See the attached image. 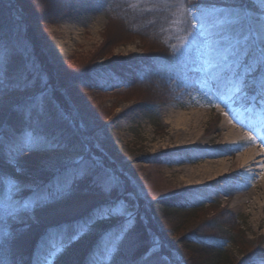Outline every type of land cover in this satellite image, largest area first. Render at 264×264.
Instances as JSON below:
<instances>
[{
	"label": "rangeland",
	"instance_id": "rangeland-1",
	"mask_svg": "<svg viewBox=\"0 0 264 264\" xmlns=\"http://www.w3.org/2000/svg\"><path fill=\"white\" fill-rule=\"evenodd\" d=\"M64 6L57 17L38 13L32 21L42 51L53 64V68L48 65V69L60 81V84H51V78L48 79L51 83H47V88L55 105H47L46 118L50 121V129L61 133L62 146L22 159V165L27 166L23 175H18L7 162L1 164L0 175L5 180L12 176L31 184L38 166L60 163L65 157L91 156L117 178L118 186L131 189L132 197L140 199L144 212L151 210L150 204L155 200L159 204L167 201L196 208V212L190 211L193 214L157 211L154 229L149 227L145 213L140 212L139 223L147 228L148 246L156 247L163 241L171 245L180 234L197 232L232 238V241L218 240L225 241L222 244L233 264L264 260V207L256 210L238 202L250 191V187L244 185L248 176L233 165L228 173L198 181L189 177L190 171L205 159L220 156L218 144L224 134L222 126L231 121L232 114H253L264 119V109L259 106L249 111L250 106L239 97L233 98L231 107L226 106L214 90L201 88L196 83L203 78V73L197 76L191 71L192 62L199 59L204 48L200 13L226 8L250 17L241 28L244 32L255 33L260 40L255 22L264 24V0H67ZM35 12L38 11L35 9ZM115 13L120 17L113 16ZM124 19H135V24ZM25 35L23 29L15 27V42H22L30 51ZM193 37L198 40L196 49L191 48ZM185 49L190 51L183 76L186 89L178 90L174 82L168 85L169 78L156 65L158 59L149 56L164 54L177 60L178 54ZM241 60L240 68L243 69L245 58L242 55ZM134 61L139 65L132 70L130 64ZM16 62H21L19 56ZM35 63L46 73L40 63ZM195 66L200 67L199 64ZM110 72L133 78L124 81ZM41 87L38 78L28 92L4 94L0 102V125L12 132L5 137L6 141L23 127L24 116L13 110V106L23 102L30 92L40 91ZM160 87L164 92H173L151 105L150 119L144 104L154 94H161ZM64 96L70 105L65 104ZM250 128L255 131L258 126ZM245 131L248 133L242 134L234 144L235 151L246 146L248 140L257 139L250 129ZM199 134L205 142L183 145L178 142L181 137ZM259 148L264 153V144ZM88 183L79 184L81 188L75 196L55 205L58 208L47 210L46 214L65 217L72 211L82 210L88 201L99 199L100 194ZM255 194L258 204L263 205V195L258 191ZM18 195L12 196L13 202L20 199ZM112 195L115 197L114 193ZM0 196L8 199L6 183L0 185ZM126 205L136 218L138 204L134 205L135 210ZM37 213L33 210L22 213L18 221L36 219ZM119 218L121 221L117 225L123 223V217ZM136 222L137 218L134 224ZM8 223L6 221L5 228ZM123 239L132 245L143 241L141 234L133 229ZM61 248L57 242L45 245L50 252L49 264ZM96 261L97 264L110 261L123 264L125 258L113 252L105 257L102 252Z\"/></svg>",
	"mask_w": 264,
	"mask_h": 264
},
{
	"label": "snow or ice",
	"instance_id": "snow-or-ice-1",
	"mask_svg": "<svg viewBox=\"0 0 264 264\" xmlns=\"http://www.w3.org/2000/svg\"><path fill=\"white\" fill-rule=\"evenodd\" d=\"M247 19L250 17L242 16L231 9L214 8L207 13L202 10L200 36L205 38L204 48L199 59L192 62L191 71L197 76L203 73V78L197 79L196 83L201 88L214 90L218 99L226 106L231 107L233 98L239 97L250 106L248 110L252 111L257 106L264 109V39L258 40L255 33L243 31L241 25ZM198 47V40L193 37L191 48ZM241 55L245 58L242 71ZM18 56L20 63L16 62ZM189 58L190 51L185 49L178 54L177 60L178 63L187 65ZM38 78L41 81V90L30 92L23 102L13 106V110L23 114L24 121L23 127L11 135L7 145L4 127L0 125V160H5L18 175L25 172L20 163L22 159L35 152L61 147V133L53 132L49 127L50 121L46 118L47 105H55L54 97L47 88V74L40 71L27 45L22 42L6 44L0 41V102L6 92H28ZM236 118H241L240 113H236ZM254 126L264 127V120L258 121ZM86 176L91 177L90 186L100 194V198L90 205L87 215L75 222L76 231L68 243L78 240L97 223L123 217L122 224L104 232L103 251L105 257L110 256L126 233L134 227L135 213L128 210L123 198L113 197L112 193L119 184L117 178L103 169L94 157L86 158L83 155L62 158L48 182L39 186L25 184L12 176L5 180L0 175V185L6 183L8 190L7 200L0 196V247L6 237L10 239L13 236L10 229L5 230L6 221H18L22 213H30L37 206L62 197ZM25 191L29 193L27 197L13 202L14 194ZM128 195L131 197L132 194ZM67 227L56 225L48 230L46 236L38 242L33 264H49L48 260H41L40 250L49 237L66 230ZM152 251L155 249L150 248L149 252ZM0 264H5L2 257ZM89 264H97L95 257L89 260ZM255 264H264V261L257 259Z\"/></svg>",
	"mask_w": 264,
	"mask_h": 264
},
{
	"label": "trees",
	"instance_id": "trees-1",
	"mask_svg": "<svg viewBox=\"0 0 264 264\" xmlns=\"http://www.w3.org/2000/svg\"><path fill=\"white\" fill-rule=\"evenodd\" d=\"M64 1L66 2L67 0H62L61 2L60 0H0V41H3L6 44L15 43V27L23 29L26 34L25 36L30 43V53L32 59L41 64L42 68L48 75L47 78H51V84H60V81L56 74H53V72L48 69L49 66L53 68V64L42 51L41 42L36 37L32 28V21L35 20V16H37L36 14L38 13L39 15H45L46 17H57L61 10H63V7H65ZM35 9L38 12H35ZM113 16H116V18L117 16L120 17V15L116 13ZM124 20L129 24H132L133 22L135 24V19ZM149 57L150 59H158L156 65L158 68L163 70L165 77L167 76L169 78L168 85H171V83L174 82L176 89H186L183 76L187 71V65L180 64L177 60L167 58L164 54H154ZM138 65L137 61L131 62L130 64L132 70L136 69ZM110 74L114 77H119L124 81L133 78L131 75L126 76L124 74L120 75L111 72ZM160 89H162V87H160ZM170 92L172 93L173 91L170 90ZM170 92H164L162 89L161 94H154L150 101L145 102L144 105L147 107V117L150 119L152 118V115H150L152 114L151 105L159 99H165L169 95L171 96L172 94ZM65 99L66 97L64 96L65 104L70 105V103H67ZM74 113L77 115V111H74ZM156 120H158V117ZM4 132L5 137L12 133L10 130H6V128H4ZM8 140H5V144H7ZM5 163V160H0V166ZM20 163L22 164V162ZM59 165L60 163L57 162L43 168L38 166V169H36V177H34L31 184H35L37 186L46 184L52 176L55 168ZM82 183H88V185H91V177L86 176L78 181L72 189L62 197L58 199H51L49 202L37 206L33 210L39 213H37L36 219L15 222L9 221L5 230L8 231L10 229L13 236L10 239L6 237L2 247H0V257L3 258L5 264H33V256L35 250L37 249L38 242L42 237L46 236L50 228L56 225H67L68 227L66 230L49 237L45 245L57 242L62 245V247L64 245L67 246L63 247L62 251L59 250L57 252L59 254L56 253L53 256L50 264H89V260L91 258L95 257L96 259L99 254L104 252V232L108 228L118 226L117 224L121 221L119 217L93 225L91 231L82 235L78 240L68 243L71 237L75 234V222L87 215L90 205L97 199L88 201L82 206V210L72 211L68 215H64L65 217H58L59 214H46L47 210L51 211L52 209H57L58 206L55 205L68 202L69 198L75 196L81 188L78 187V185ZM113 193L115 194V197L119 196L123 198L125 203L130 205L129 208L131 207V209L135 210L136 206L134 208V205L138 204L137 207L139 206V209L136 210L137 222L131 229L138 231L143 237V241L141 242L138 240L134 245L124 239L120 241L113 254H115V256L118 255L125 258V262L123 264H233V260L228 259L227 248H225L224 244H222V242L225 241L218 240L223 239L232 241V238H220L221 236L218 235L205 236L197 232H191L188 233L189 235H184V232L175 238L171 245H166L163 241L162 243L157 244L158 246L156 247L148 246V243L146 242V240H149V236L146 234L147 228L144 226V223H139V213L144 212L140 199L137 200L135 198V200L132 197L134 194L131 189L128 187L125 188L122 185L118 186L117 190ZM129 193L132 194L131 197H129ZM28 195L29 193L25 191L20 193L18 197L21 196V199L23 197H27ZM150 206L151 210H149L148 213H144L147 223L150 225L149 227H151V229L156 228V218L154 215H156L155 213L157 211H172L174 213L185 214L196 209L194 206H182L177 203H169L167 201L163 204H159L157 200L153 201ZM194 212H196V210ZM194 212L190 213L193 214ZM157 233L163 237L160 231L157 230ZM45 245L40 250V258L42 261L47 260L50 256V252L45 249ZM150 248L155 249V251L149 252ZM109 264H114V261H110ZM244 264H255V260L246 261Z\"/></svg>",
	"mask_w": 264,
	"mask_h": 264
},
{
	"label": "bare ground",
	"instance_id": "bare-ground-1",
	"mask_svg": "<svg viewBox=\"0 0 264 264\" xmlns=\"http://www.w3.org/2000/svg\"><path fill=\"white\" fill-rule=\"evenodd\" d=\"M255 24L259 38L264 39V24H261L258 21H256ZM84 31L87 32V30ZM241 62L242 60L240 57V64ZM233 70L235 71L236 69L234 68ZM240 70L242 71V68H240ZM231 116V121L224 123L222 126L224 134L222 136V141L218 144L220 149L218 154H220V156L217 158L205 159L201 165L190 171L191 175H188L189 177L192 176V180L198 181L220 173H228L231 167L236 165L243 174L248 176V180L244 183V185L250 187L248 189L250 191L245 192V197L240 199L238 198L239 204L252 208L255 207L256 210L258 208L262 209L264 204H258V196H256L255 193L258 191L264 198V153L259 148L262 144H264V140L262 139L264 135V127L258 126V129L255 131H253L250 127L252 126L253 128L254 125H257L258 121L264 119L253 114H245L243 116L240 115V119L236 118V113ZM243 128H248L245 130L250 129L257 139L248 140L246 146H244L241 150L235 151L236 147L234 144L241 139L240 137L242 134L248 133V131H245ZM206 133L209 132L207 131ZM210 139L211 138L208 137V141H210ZM178 142L180 145L185 143L196 144L205 142V139L201 134H199L196 137L191 135L188 138L181 137L178 139ZM253 171H260L261 173L257 174L253 173ZM189 180H191V178ZM255 205H257V207Z\"/></svg>",
	"mask_w": 264,
	"mask_h": 264
}]
</instances>
